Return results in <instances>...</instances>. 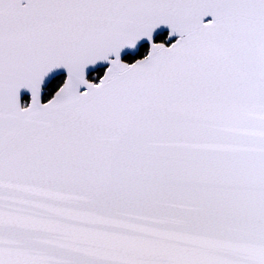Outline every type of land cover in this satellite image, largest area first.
Segmentation results:
<instances>
[{
  "label": "snow or ice",
  "instance_id": "6c2138e0",
  "mask_svg": "<svg viewBox=\"0 0 264 264\" xmlns=\"http://www.w3.org/2000/svg\"><path fill=\"white\" fill-rule=\"evenodd\" d=\"M0 264H264V0H0Z\"/></svg>",
  "mask_w": 264,
  "mask_h": 264
},
{
  "label": "flooded vegetation",
  "instance_id": "af4514ba",
  "mask_svg": "<svg viewBox=\"0 0 264 264\" xmlns=\"http://www.w3.org/2000/svg\"><path fill=\"white\" fill-rule=\"evenodd\" d=\"M163 31H166V29H165V30H163Z\"/></svg>",
  "mask_w": 264,
  "mask_h": 264
}]
</instances>
